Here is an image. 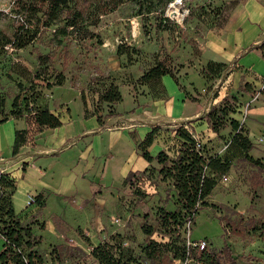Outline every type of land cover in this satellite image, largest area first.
<instances>
[{
    "label": "rangeland",
    "instance_id": "374dc122",
    "mask_svg": "<svg viewBox=\"0 0 264 264\" xmlns=\"http://www.w3.org/2000/svg\"><path fill=\"white\" fill-rule=\"evenodd\" d=\"M233 1L238 0L184 2L179 6L177 16L171 19L173 23L169 31H158L155 26V14H137V5L133 1H127L100 15L97 25L92 27L93 36L84 41H70L64 47L57 46L47 31L23 48L3 45L0 48V118L9 113L16 94L20 96L19 101L25 93L31 95V91L25 92L18 86V82L28 86V81L11 71V67L13 64H19L34 72L39 51L50 55L53 69L48 67V71L43 72L44 79H34L36 85L32 90L35 94L40 92V100L45 98V92H48L44 87L46 78L52 81L53 75L61 70L65 74V80L63 84L57 85L60 87L54 90L53 97L64 102L69 100L68 104L58 107L71 109L75 106L73 97L80 89L86 93L91 106L97 104V91L110 80L112 68L117 71L120 68V74L116 78L119 83L131 86L135 82L134 77L152 64L155 58H166L172 65L177 79L168 74L164 75L163 84L165 85L164 79L168 77L178 90H185V94L186 90L192 91L191 99L196 102L197 107H201L202 114L215 102L217 105L218 97L215 99L214 96L222 88L227 94H235L238 97L240 106L233 116L246 128L247 135L253 142V148L247 154L264 166V82L253 80L251 83L254 88L261 89L262 92L255 89V92L250 94L238 89V85L244 80L242 77L238 78V72L234 75L233 71H238L235 66L223 68L210 84L203 85V78L199 74L208 60L219 61L211 57L205 48L209 47L210 39L213 40L208 36H213L219 30L222 15L228 11ZM12 2L13 0H0V28L7 34H11L18 18L12 8ZM216 7H221L224 13L215 16ZM189 12H192V15ZM98 40H102V43ZM119 43L136 46L140 51L138 54L132 53L131 61H127L124 55L123 59H117L115 52ZM127 67L130 69H125ZM121 93L122 100L117 106L123 113L140 112L145 105L156 107V104L152 105L146 101L144 94L128 103L125 89L121 88ZM165 93V96L169 95L167 89ZM98 106L102 111L107 109L105 103ZM230 134L231 128L228 121H225L217 132L212 130L211 135L204 136L202 140L206 152L223 155L229 159V170L217 177L216 185L206 197L209 204H218L217 207L199 209L188 225L190 230L185 229L187 227L184 225L174 235L184 243L193 237L204 238L208 242L207 250L221 249L226 243L238 264H264V239L259 235V229L248 228L243 235H235L224 233L222 226L227 224V220L237 219L238 216L249 220L253 218L255 227L264 221V186L259 182L256 168L246 159L247 155L229 144ZM223 175H226V179L222 178ZM173 190L171 182L161 179L156 173L150 180L143 178L132 184L125 183L122 188L113 189L115 195L111 196L112 203L108 204L106 210L99 212V217L95 216V212L90 214L89 211L78 213L69 210L65 215L62 214V208L58 209L57 204V222L61 224L62 221L66 227L64 230L57 228V233L50 228L40 229L43 240L39 250L47 264H51L49 250L52 243L78 244L89 252L95 243L118 240L139 257V264H157L142 257L141 246L145 234L141 224L145 222L156 227L158 208H175ZM62 195L70 194L64 192ZM58 200L60 199H57V202ZM78 228L89 236L90 242L87 243L78 234ZM162 232L155 231L152 238L167 240V235H162ZM61 235L65 237H60ZM62 264L99 263L89 256H83L72 260L65 259Z\"/></svg>",
    "mask_w": 264,
    "mask_h": 264
},
{
    "label": "trees",
    "instance_id": "16d2710c",
    "mask_svg": "<svg viewBox=\"0 0 264 264\" xmlns=\"http://www.w3.org/2000/svg\"><path fill=\"white\" fill-rule=\"evenodd\" d=\"M133 1L137 5V14H155L156 29L158 31H169L172 27V20L164 14V9L170 0H13L12 8L17 15V24L11 34L5 33L0 28V48L9 45L15 48H23L32 43L42 33L50 32L51 40L57 46H66L70 41H84L93 36L92 27L96 26L100 15L105 14L120 4ZM239 1V0H238ZM233 1L227 9L225 15L221 7H216L215 16L221 13L222 18L219 25L222 26L231 8L238 2ZM192 15V12H189ZM102 43V40H98ZM261 55L264 57V42L258 45ZM140 49L136 46L124 45L116 46V55L125 56L127 61H131L132 53L138 54ZM196 54V52H195ZM37 68L31 72L26 67L13 64L11 71L17 73L28 86L18 82V86L31 95L16 94L12 99L10 111L0 118L4 121L8 116H25L29 123H33L36 129L43 127H57L62 124L59 110H49L44 104V98L40 100V92L32 90L36 85L34 79H44L43 72L51 67L52 58L48 53L37 52ZM166 59V58H165ZM164 58H155L153 63L142 69L141 73L134 77L131 85L136 90L141 85H146L152 97H161L164 92L163 76L170 75L177 79V76L170 62ZM229 63L215 60H208L199 71L200 76L206 84L215 80L223 68ZM65 80L63 71H57L53 75V80L46 78L45 88L51 89L54 85H61ZM264 82V79L262 80ZM242 92L253 94L255 89L249 81H244L238 85ZM257 90V89H256ZM257 91L262 92L261 89ZM33 93V94H32ZM219 94L215 93L217 99ZM86 93L81 90V98L86 107ZM214 99V100H215ZM122 100V93L116 83V77L111 75L110 80L97 91L93 112L105 115L116 113L115 104ZM235 94L225 93L201 116L196 117L189 124L193 131L198 130V125L204 124L214 131H218L223 122L228 121L231 128L229 144L243 151L246 159L256 168L259 175V182L264 186V166L259 160L254 159L247 153L253 148V142L248 137L246 128L242 126L238 118L233 116L238 112L240 102ZM105 103L106 111H102L98 106ZM231 114V115H230ZM28 115V116H27ZM102 115H98L100 120ZM30 117V120H29ZM161 131L160 126H153L146 136L139 143L143 157L151 161L156 159L158 167L152 165L146 167L139 173L129 172L124 179L125 183L132 184L140 178L151 179L152 175L158 174L161 179L168 180L174 189L175 208L172 210L160 206L156 212L157 226L143 222L141 229L145 234L144 243L141 246L142 257L156 262L157 264H172L174 260H184L190 257L192 260L202 262V264H238L232 256V250L228 244H224L221 249L207 250L204 248L197 251L195 247L189 248L187 255L186 244L174 234L181 229L187 220L193 221L199 209L205 207L215 208L218 204H209L206 197L211 193L217 183V177L225 174L229 170V159L223 155L210 154L206 152L203 145L196 148V139L191 130L183 124L176 125L174 135L177 136L179 145L177 153L168 154L164 150H159L152 156L147 147L158 138ZM27 129H17L15 131V141L13 152L26 141ZM173 135L168 134L163 138L164 142L171 139ZM202 141V136H198ZM14 189V179L7 173L0 174V233L2 235L3 248L0 250V264H47L44 255L39 250L43 237L33 231V225L37 224L39 229L44 228V222L29 219L26 220L27 213L17 216L13 210L11 195ZM35 206L39 210L44 205L41 193L34 196ZM226 215V214H224ZM225 217V216H224ZM227 217V216H226ZM56 229L64 230L66 226L61 221L57 222V216H53ZM252 220V221H250ZM246 219L238 216L237 219L227 220L223 224L224 233L243 235L249 229H259V235L264 239V221L255 227L253 218ZM249 226V227H248ZM162 230V235H167V240H156L152 238L155 231ZM78 234L88 243L83 230L78 228ZM175 236V237H174ZM112 239V237H111ZM49 255L51 264H62L65 259L82 258L89 256L99 264H139V257L135 256L129 247H125L120 241L103 240L93 245L89 252H86L79 245L69 243H55L50 246ZM189 264H193L190 262Z\"/></svg>",
    "mask_w": 264,
    "mask_h": 264
},
{
    "label": "crops",
    "instance_id": "0c3cea01",
    "mask_svg": "<svg viewBox=\"0 0 264 264\" xmlns=\"http://www.w3.org/2000/svg\"><path fill=\"white\" fill-rule=\"evenodd\" d=\"M208 37L213 39L208 42L211 48H205L209 55L228 62L229 67H237L238 71L233 73L237 75L238 72L239 79L242 77L249 82L264 79V57L257 48L264 42L263 0H239L219 30ZM115 57L118 59L117 55ZM120 57L123 59V56ZM119 71L112 68L110 72L117 78ZM116 83L120 92L121 88L125 89L128 103L144 94L146 101L156 104V107L145 105L140 112L123 113L117 106L119 101L115 104L114 115L95 113L87 97L84 106L80 89L73 97L74 108H60L58 106L68 104L69 100L55 99L53 92L60 86L54 85L47 89L43 101L49 110L62 112L61 125L36 129L25 116H8L0 122V174L7 173L14 179L11 201L17 216L27 213L26 220L43 221L44 228H50L54 233L57 232L52 218L57 216V204L65 215L69 210L78 213L89 211L99 217V212L112 203L111 196L115 195L113 189L123 187L129 172L139 173L150 165L159 166L155 158L146 160L139 147L153 126H160L161 131L147 147L152 156L159 150L170 155L177 153L179 141L174 135L176 125L183 124L202 136V140L204 136L211 135L212 129L204 124L198 125L196 131L191 129L190 120L200 116L202 109L191 99L192 91L186 90L185 94V90H178L170 78L164 79L165 90L169 91L167 97L165 92L161 97H152L146 85L134 90L117 79ZM223 89L217 91L220 93L217 100L226 93ZM98 115H102L100 120ZM17 129H27L28 133L26 141L13 152ZM168 134L173 137L164 142L163 138ZM64 192L70 195H62ZM38 193L42 194L45 202L39 210L35 202L26 205L27 195L35 196ZM57 199L60 200L57 202ZM32 228L36 234L41 233L37 224ZM2 242L0 233V250L3 248Z\"/></svg>",
    "mask_w": 264,
    "mask_h": 264
},
{
    "label": "built area",
    "instance_id": "2783aa9c",
    "mask_svg": "<svg viewBox=\"0 0 264 264\" xmlns=\"http://www.w3.org/2000/svg\"><path fill=\"white\" fill-rule=\"evenodd\" d=\"M188 1H191V0H170L164 9V14L171 19L175 18L177 16L179 6L181 4H183L184 2H188ZM192 133H193L194 138L196 139V142H195L196 148H199L202 144V141L199 140V138L197 137V135L194 132H192ZM222 178L226 179V175H223ZM140 179H143V178H140ZM33 202H34V196L31 194L27 195L26 205L29 206ZM191 222H192L191 220H187L185 222L184 225H185V227H187L185 229L190 230L188 228V225ZM185 244L187 247V255H188L190 247H195L197 249V251H200L204 248H207L208 242L204 238H199V239L187 240L185 242ZM190 262H192L193 264H202V262H199L197 260H192L190 257H186V259H184V260H180V259L174 260L172 264H189Z\"/></svg>",
    "mask_w": 264,
    "mask_h": 264
}]
</instances>
